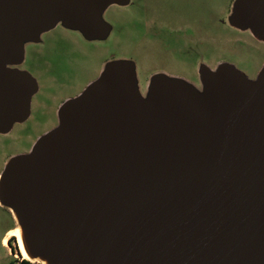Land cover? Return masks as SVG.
Wrapping results in <instances>:
<instances>
[{
	"label": "water",
	"instance_id": "1",
	"mask_svg": "<svg viewBox=\"0 0 264 264\" xmlns=\"http://www.w3.org/2000/svg\"><path fill=\"white\" fill-rule=\"evenodd\" d=\"M130 0H0V134L28 119L39 86L25 44L62 24L104 40ZM231 23L264 41V0ZM202 90L109 63L59 109V125L0 176V203L48 264H264V67L199 70Z\"/></svg>",
	"mask_w": 264,
	"mask_h": 264
},
{
	"label": "rangeland",
	"instance_id": "2",
	"mask_svg": "<svg viewBox=\"0 0 264 264\" xmlns=\"http://www.w3.org/2000/svg\"><path fill=\"white\" fill-rule=\"evenodd\" d=\"M235 1L130 0L128 6L113 5L103 14L111 27L104 40L88 41L60 24L43 34L40 43H26L19 69L30 73L39 89L28 119L0 136V174L10 155L27 152L25 137L32 142L58 127L61 105L82 94L109 63H133L144 98L154 75L182 79L201 91L202 62L211 70L220 63L233 64L255 80L263 65L252 50L262 47L231 23Z\"/></svg>",
	"mask_w": 264,
	"mask_h": 264
},
{
	"label": "flooded vegetation",
	"instance_id": "3",
	"mask_svg": "<svg viewBox=\"0 0 264 264\" xmlns=\"http://www.w3.org/2000/svg\"><path fill=\"white\" fill-rule=\"evenodd\" d=\"M239 31L249 34V36L251 37V40L253 39L254 41L253 40L252 41L254 43L256 42L255 44L262 47L261 50H257V51L253 49L252 51L254 53H252V55H257L259 59L262 58V60L258 62H261V65H263L262 66L263 68L264 67V41L256 39L250 30H244V31L239 30ZM250 54L251 53H248V55ZM204 67L210 69V67L206 65L204 62L199 63V68H198L199 70ZM9 133L0 134V136H6ZM38 139L39 138H36L34 141L29 142L27 141V137H25L24 138L25 142H27V144L30 143V145H29V149L27 150V152L23 154L30 153V151L32 150L33 146L36 144ZM23 154H17V155H23ZM17 155H10L8 158V161H10L14 156H17ZM16 229H17V222H16L15 216L13 215L12 211L0 203V260L5 262L4 264H24L26 261H28V259L24 256L20 248L19 240H17L18 238L15 234V232L17 231Z\"/></svg>",
	"mask_w": 264,
	"mask_h": 264
},
{
	"label": "bare ground",
	"instance_id": "4",
	"mask_svg": "<svg viewBox=\"0 0 264 264\" xmlns=\"http://www.w3.org/2000/svg\"><path fill=\"white\" fill-rule=\"evenodd\" d=\"M17 231L15 232L16 236H17V240H19V245H20V248L24 254V256L32 261V262H36V263H40V264H48L47 261L41 259V258H34L28 251V246L26 244V241H25V238H24V234H23V231H22V228L19 227L18 229H16Z\"/></svg>",
	"mask_w": 264,
	"mask_h": 264
},
{
	"label": "trees",
	"instance_id": "5",
	"mask_svg": "<svg viewBox=\"0 0 264 264\" xmlns=\"http://www.w3.org/2000/svg\"><path fill=\"white\" fill-rule=\"evenodd\" d=\"M24 264H33V263H30V262L26 261Z\"/></svg>",
	"mask_w": 264,
	"mask_h": 264
}]
</instances>
